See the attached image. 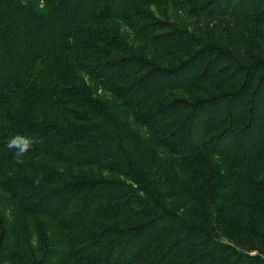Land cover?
Masks as SVG:
<instances>
[{"label":"rangeland","instance_id":"obj_1","mask_svg":"<svg viewBox=\"0 0 264 264\" xmlns=\"http://www.w3.org/2000/svg\"><path fill=\"white\" fill-rule=\"evenodd\" d=\"M245 1L138 0L134 4L131 17L95 20L89 24L91 31L87 37L81 39L79 45L77 44L79 55L66 53L57 57L61 65L62 79L60 82L54 83L53 88L54 90L55 88L71 90L73 91L72 95H57V103L53 104L42 102V105L34 108L29 112L30 114L26 115L24 121L27 122L29 119L32 122H42L44 125L54 126V129L98 126L108 132V135L105 136L102 133V137L99 135L98 139L84 138L70 145V148L77 149L79 153L84 155L83 160L90 159L88 157L91 155L97 157L96 160H91L92 163L86 165L71 164L56 158L54 155L52 156V154L49 155V153L28 154L22 157L23 164L16 163L15 158L11 163L0 165V221H3V223L1 222L3 229L4 225H7V231L10 229L12 208L17 207L19 209L17 204L21 202L9 194L10 185L20 186V183H23L22 185L30 184L25 193L30 199L29 202H26L28 206L26 204L25 207L21 205L25 211L26 206L29 209L42 207L45 200H53V204H55L54 199L57 196L53 194L60 192L65 185L88 186L101 183L125 185V187L121 186L125 197L122 196L117 201L128 202L135 208H143L145 212L143 215L134 218L123 216L105 219L96 212L98 210L103 211L106 206L116 203V200L111 199L115 198L114 195L92 200L89 203L92 208L89 217L92 221L85 225L83 230L87 233L97 234L101 229L100 232L103 235L107 234L106 228L107 230L121 231L134 229V227L143 228L145 227L144 224L156 222L158 218L166 216L165 212H172L175 216L187 220L186 217L189 215L191 206H197L200 209V218L196 223L198 227L200 226L198 223L202 221L212 226L215 221L213 214L216 205L223 199L231 200L246 195L251 198L252 204L263 203L264 193L257 192L258 189L255 190V186L248 181V175L244 172L241 174L242 170L239 171V175L237 173L231 174L232 171L226 168L229 162L225 158L211 156L208 153H204L201 160L195 159L196 154L193 153L180 157L170 151L168 152L166 147L161 145L160 138H163L162 135L164 136L169 131L174 132V129H177L176 127L183 121L184 115L179 114L172 118L163 116L167 123L158 119L154 121L153 118L146 119V116L154 113L157 108L173 100H179L191 108L180 113L190 112L193 114L196 110L200 115L202 113L199 110L208 108L209 103L215 108L216 105L211 102L214 97L219 95L228 97L235 94V90L229 85V82H234L231 75L235 74L231 68L240 64L239 67L243 71V66L246 63L260 57L257 55L259 45L264 47V0H256L254 9H250V7L244 9ZM25 4L33 6V4L38 5V2L27 0ZM199 5L203 6V13H206L207 9L219 10L220 13L215 15L216 20L213 26H207L206 20L200 21L197 16H194L193 11ZM248 5L250 4L248 3ZM46 9L48 8L46 7ZM231 12L233 13L231 14ZM222 13L226 16L224 19L220 17ZM248 16L250 19L247 18ZM231 17L241 21L239 31L242 41L241 55L243 59L241 60L233 54L229 46V42L233 39L231 35L235 34V24L228 20L234 21ZM215 25L216 38L211 40V37H215L212 32ZM200 51L205 53L206 57L200 59L198 66L211 65L212 68L213 65L215 68L216 60L219 63L215 71L223 70V74L213 76L212 81L210 77L203 79L202 73L205 70L201 66V68L197 66L199 80H196L192 86L187 85L180 88L181 86L176 84V87H172L168 79L181 78V76L189 77L190 68L185 71L183 67L193 60ZM122 60L132 61L136 65L142 64L137 70H134L137 75H130V79L133 78L137 83L142 82V89L146 90L148 84L156 79L154 81L157 84V90L151 94L152 100L148 99L146 103L138 107H130L124 102L127 98L126 94L129 92L123 95L113 93L112 89L98 82L96 77L98 71L92 68L99 64H109ZM191 65L194 64L189 66ZM81 66L86 69L84 73L80 69ZM228 67L230 68L229 71L227 70ZM156 69L163 72L170 71L172 75L168 79L160 81L157 79L159 76L165 78L167 75L159 71L152 73ZM126 70L129 73V69ZM125 72L123 71V74ZM150 74L153 80H146L147 75ZM242 79L243 76H239L236 82L242 81ZM129 83L126 80L125 84L118 85L121 86L118 89L124 90ZM164 83L166 87L163 86ZM210 85L212 86L210 87ZM25 101L29 103L28 99ZM232 102L234 105H240L242 98ZM199 103H205V105L200 108ZM259 104L263 107V102L260 101ZM234 105H228L224 101V103L216 106L217 114L209 116L214 118L219 125H225L227 120L234 123ZM23 107L25 106L23 105ZM181 108L179 109L181 110ZM246 108L248 109V107ZM28 109L31 108L28 107ZM229 112L232 117H228ZM254 113L258 114L257 110ZM225 117L226 120H224ZM155 129L160 131L155 133ZM236 134L234 133V135ZM110 136L116 138L117 142L110 141ZM235 139L236 143L238 141V144H242V151L249 154L250 160L247 159L245 162L253 165L254 147L249 145L252 140L244 139L239 135ZM1 150L3 153L10 149L4 145ZM125 151L127 154L124 153ZM130 155L134 163L140 161L142 166L140 165L131 173L124 175L113 170L119 164H126L125 161L127 158L129 159ZM205 163H210V166L205 165ZM224 168L227 172L223 170ZM149 170L154 171L148 172ZM224 172L225 176L229 175L230 180L224 179V184L217 185L218 178ZM9 179L14 181L8 184L7 180ZM184 179L185 181H183ZM37 180H39L38 184L36 183ZM182 181L183 186L180 185ZM79 192L83 194V191ZM42 193H44V197L40 195ZM85 194L91 195L92 193L85 192ZM46 195L54 198L45 199ZM157 195L160 197L157 198ZM169 195L173 196L168 197ZM79 196L81 195L77 194L74 198L72 197L74 201L70 204L71 210L77 204ZM197 196L202 198L195 201ZM209 202L210 204H208ZM33 212V214H21L18 219V234L22 235L25 233L26 227L30 223L33 224L32 230H28L27 233L28 246L37 248L39 238V240L45 241L43 247H46V241L48 244L55 243V246L49 247L52 251L66 250V247L60 245L56 247V240L59 242L64 240L61 239V236L65 234L64 226L61 225V228L60 225L46 226L43 222L52 223L51 216L46 213L40 215L37 213L38 211L34 210ZM242 213L247 225L251 228H253L255 220L261 221L259 209L243 208ZM62 216L61 224H64L69 217L67 213ZM89 217H86L87 221ZM240 220V216L237 214L230 226L219 234L218 241L224 242L232 249L229 255H223L225 256L223 260L227 261L222 260L220 264H242L243 262L264 264V255L256 247L261 243L259 240L254 241V245L248 248V246L239 247L237 243L229 239L235 237L238 240L241 227ZM155 237H158L157 234ZM160 240L165 244V239ZM158 244L162 245L160 242ZM17 246L19 247V244ZM31 255L29 254V258L37 263L36 260H39L42 255L41 249L35 257L33 254ZM209 257V255L203 256L206 261ZM58 258L55 253L51 254L48 257L49 263ZM67 258V260L63 259L62 264H84L68 255ZM146 258L147 256L144 257V259ZM197 264H201V262L198 261Z\"/></svg>","mask_w":264,"mask_h":264},{"label":"trees","instance_id":"obj_2","mask_svg":"<svg viewBox=\"0 0 264 264\" xmlns=\"http://www.w3.org/2000/svg\"><path fill=\"white\" fill-rule=\"evenodd\" d=\"M25 1L27 0H0V165L11 163L16 158V148L3 153L1 150V147L4 145L7 147L9 141L16 135L28 137L33 141L32 147L22 157L28 154L49 153V155L52 154V156L54 155L56 158L71 164L86 165L92 163L91 160L97 158L95 155H88L90 159L83 160L84 155L79 153V150L70 148V145L84 138L98 139L102 133L107 136L108 132L100 129L101 127L54 129V126L50 127L42 122H32L29 119L26 122L24 120L26 115L34 108L42 105V102L53 104L57 103V95H72L73 91L71 90L61 88H55L54 90L53 88L54 83H58L62 79L61 65L57 57L66 53L79 55L77 44L79 45L81 39L87 37L91 31L89 24L95 20L131 17L134 4L138 0H35L38 5L33 4V6L25 4ZM245 2L244 9L248 7L254 9L256 0H246ZM203 9V6L199 5L193 11L194 16H197L200 21L206 20L207 26H213L216 20L215 15L220 13L219 10L207 9V12L203 13ZM220 17L224 19L226 16L222 13ZM231 18L234 21L228 20L234 22L235 34L231 35L233 39L229 42V46L233 54L241 60L243 59L241 55V34L239 33L241 21L235 17ZM247 18L250 19L249 16ZM214 27L212 32L215 37H211V40H214L217 34L216 25ZM257 55L260 57L246 63L243 66V71L238 63L237 67L231 68L235 71V74L231 75L234 82H229V85L235 90V94L228 97L219 95L211 101L216 106L224 103V101L228 105H234L232 101L235 100L236 102L241 97L242 103L233 107L234 123L227 120L225 125H219L214 118H210L209 115L214 116L217 114V107L213 108L210 103L208 108L199 110L202 113L200 115L196 110L193 114H190V112L180 113L186 111L189 106L179 100H173L157 108L154 113L146 116V119L153 118L154 121L156 119L165 121L163 116L172 118L177 117L179 114L184 115L183 121L176 127L177 129H174V132L169 131L164 136L162 135V139L160 138L161 145L166 147L165 149L168 152L170 151L180 157L193 153L196 154L195 159L197 160L203 159L204 153L225 158L229 162L226 168L232 171L231 174L237 173L239 175V171L242 170L241 174L244 172L248 175V181L255 186V190L258 189L257 192L264 193V72H261L264 71V47L262 45H259ZM205 57V53L200 51L193 60L184 65L183 69L185 71L190 68V75L187 78L181 76V78L168 79L172 73L170 71H159L158 69L152 71V73L159 71L167 75L165 78L159 76L157 79L160 81L170 80L172 87L177 85L181 86L180 88L187 85L192 86L196 80H199L197 74V70H199L197 68L198 62ZM215 62L216 68L219 62L216 60ZM190 64L194 65L189 66ZM141 65L140 63L136 65L132 61L122 60L109 64H99L92 69L98 71L96 77L100 84L112 89L113 93L123 95L129 92L126 94L127 98L124 102L130 107H138L146 103L148 99L152 100L151 94L157 90V84L154 81L156 79L153 80L150 77L151 74L147 75L146 80L153 81L150 82L151 85L148 84L146 90L142 89V82L137 83L133 78L130 79L131 76L137 75L134 70H137ZM200 66L205 70L202 73L203 79L210 77L212 81L213 76H219L223 72V70L215 71L213 65L212 68L211 65ZM80 69L83 73L86 71L84 66H81ZM126 69H129V73ZM229 69L228 67L227 70L229 71ZM123 71H126L125 74H123ZM237 74L238 76H236ZM239 76H243V79L236 82ZM126 80L130 83L125 86L124 90L120 91L121 89L118 88L121 86L118 85L125 84ZM165 85L164 83L163 86ZM75 93L77 92L75 91ZM25 99H28L29 103H26ZM260 101L263 102V107L260 106ZM203 105L205 103L198 104L200 108ZM28 107L31 109H28ZM180 107H182L181 110ZM255 110L258 114L254 113ZM228 117H232L230 112ZM224 120H226V117ZM159 131V129H155V133ZM234 133L237 134L234 135ZM237 135L252 140L249 145L254 147L253 165L245 162L249 159V154L242 151V144H238V141L236 143L235 138ZM109 139L114 143L117 142L114 137L110 136ZM124 153L127 154L126 151ZM125 162L126 164H119L113 170L124 175L131 173L133 169L140 165L142 166L140 161L134 163L131 155ZM205 165L210 166V163H205ZM223 170L227 172L225 168ZM153 171L149 170L148 172ZM225 172L218 178L217 185L224 184V179L230 180L228 174L225 176ZM1 176L3 178V175ZM11 181L14 180H7L8 184ZM183 181L180 184L181 186H183ZM22 184L20 183V186L10 185L9 188V194L14 196L15 200L21 202L17 204L19 209L17 207L12 208V225L10 224L11 227L8 231L7 225H4L3 229V221H0V264L12 262L15 264H62L67 255L84 264H197L198 261L201 264H220L232 249L224 242L218 241L219 234L230 226L237 214L241 219L240 235L238 240L235 237L229 239L237 243L239 247L248 246V248L254 245V241L259 240L261 243L256 247L264 255V201L260 204H252L251 198L246 195L231 200H221L216 205L214 214L211 213L215 219L212 226L202 221L198 223L200 225L198 227L196 223L200 218V209L197 206H191L189 215L186 217L187 220L175 216L172 212H165L166 216L158 218L156 222L144 224L145 227L143 228L134 227V229H128L127 231L107 230L106 228L107 234L103 235L100 232L101 229L97 234L87 233L83 230L84 226L92 221L89 217L92 210L89 203L94 199L97 200L110 195H114L115 198L111 199L117 201L122 196L125 197V194L122 193L124 190L121 188L125 185L119 184V186L117 183H101L88 186L65 185L60 192L53 194L57 196L54 199L55 204H53V200H45L42 207L29 209L26 202H29L30 199L25 193L28 191L30 184ZM79 191H83V194H80ZM85 192L92 194L88 195ZM43 194L40 195L43 196ZM77 194L81 196H79L77 204L71 210L70 204L74 201L72 197L74 198ZM171 196L173 195L168 197ZM159 197L157 195V198ZM53 198L46 195L45 199ZM201 198L197 196L195 201ZM25 204L27 205L26 211L25 208L23 209ZM243 208L259 209L261 221L255 220L253 228L247 225L242 213ZM103 209V211L98 210L96 213L105 219H115L123 216L134 218L143 215L145 212L143 208H135L122 200ZM33 210L38 211L37 213H40V215L46 213L51 216L52 223L43 222L44 225H60V228L61 225L64 226L63 231L65 234L61 236V239L64 240L63 242L56 240V247L60 245L66 247V250L52 251L49 247L51 245L55 246V243L48 244L47 241L46 247H43L45 241L39 240V238L37 248L28 246L27 233L28 230H32L33 224L31 223L26 227L25 233L18 234L19 217L21 214H33ZM64 213H67L69 219L61 224ZM86 217H89L88 221ZM156 234L158 237H155ZM160 239H165V244ZM159 242L162 245H159ZM17 244H19V247ZM40 249L42 252L41 258L36 260L37 263H34L33 259L29 258V254L30 256L33 254L35 257ZM54 253L59 258L49 263L50 259L48 257ZM204 255L210 256L207 261L203 258ZM145 256H147L146 259H144ZM223 261L227 260L224 259ZM242 264L251 263L243 262Z\"/></svg>","mask_w":264,"mask_h":264},{"label":"clouds","instance_id":"obj_3","mask_svg":"<svg viewBox=\"0 0 264 264\" xmlns=\"http://www.w3.org/2000/svg\"><path fill=\"white\" fill-rule=\"evenodd\" d=\"M33 141L28 137H22L20 135H16L13 139L9 141L7 144V147L9 149L16 148V163L23 164L24 161L22 159V156L28 152V150L32 147ZM36 183H39V180L36 181Z\"/></svg>","mask_w":264,"mask_h":264}]
</instances>
